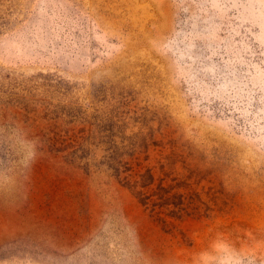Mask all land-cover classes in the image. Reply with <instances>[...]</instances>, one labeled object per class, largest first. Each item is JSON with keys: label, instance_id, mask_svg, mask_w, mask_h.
I'll use <instances>...</instances> for the list:
<instances>
[{"label": "rangeland", "instance_id": "1", "mask_svg": "<svg viewBox=\"0 0 264 264\" xmlns=\"http://www.w3.org/2000/svg\"><path fill=\"white\" fill-rule=\"evenodd\" d=\"M0 264H264V0H0Z\"/></svg>", "mask_w": 264, "mask_h": 264}, {"label": "trees", "instance_id": "2", "mask_svg": "<svg viewBox=\"0 0 264 264\" xmlns=\"http://www.w3.org/2000/svg\"><path fill=\"white\" fill-rule=\"evenodd\" d=\"M49 139H51L52 140V145H53V147L54 148H56V145L58 144V142H59V140L58 139H56V138H52V137H50ZM62 143H66L65 141H63ZM71 147H73V145L70 143V144H66L63 148H58V150H68L69 148H71ZM76 151H78V150H73L72 152H71V154H76L77 152Z\"/></svg>", "mask_w": 264, "mask_h": 264}]
</instances>
